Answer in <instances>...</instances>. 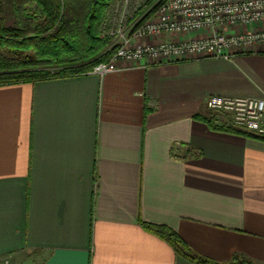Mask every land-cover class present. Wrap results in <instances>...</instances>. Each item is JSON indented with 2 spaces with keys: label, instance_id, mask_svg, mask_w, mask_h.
Segmentation results:
<instances>
[{
  "label": "crops",
  "instance_id": "0c3cea01",
  "mask_svg": "<svg viewBox=\"0 0 264 264\" xmlns=\"http://www.w3.org/2000/svg\"><path fill=\"white\" fill-rule=\"evenodd\" d=\"M231 51L1 84L0 261L196 264L144 221L217 262L264 264V139L204 120L210 96H264V44Z\"/></svg>",
  "mask_w": 264,
  "mask_h": 264
},
{
  "label": "built area",
  "instance_id": "2783aa9c",
  "mask_svg": "<svg viewBox=\"0 0 264 264\" xmlns=\"http://www.w3.org/2000/svg\"><path fill=\"white\" fill-rule=\"evenodd\" d=\"M106 23L113 29L109 34L117 48L109 61L98 63L88 72L99 76L126 68L120 61L132 66L143 58H230L234 48L264 44V0H110ZM234 27L241 30L227 32ZM199 31L206 34L144 42L164 33L188 35ZM206 106L214 113L216 125L264 137V96L213 95L206 99Z\"/></svg>",
  "mask_w": 264,
  "mask_h": 264
},
{
  "label": "trees",
  "instance_id": "16d2710c",
  "mask_svg": "<svg viewBox=\"0 0 264 264\" xmlns=\"http://www.w3.org/2000/svg\"><path fill=\"white\" fill-rule=\"evenodd\" d=\"M109 3L110 0H12L14 23L9 25L4 0H0V85L83 75L98 63L109 61L117 48L110 29L102 35L109 27ZM30 50L33 55L21 57V52ZM204 120L215 130L250 135L216 125L213 119ZM142 225L196 264H226L199 255L167 225L144 221ZM239 262L256 264L246 258Z\"/></svg>",
  "mask_w": 264,
  "mask_h": 264
},
{
  "label": "rangeland",
  "instance_id": "374dc122",
  "mask_svg": "<svg viewBox=\"0 0 264 264\" xmlns=\"http://www.w3.org/2000/svg\"><path fill=\"white\" fill-rule=\"evenodd\" d=\"M4 5H5V12H6V20H7L8 24L11 25V24L14 23V19H13V15H12V10H11L12 9V6H11L12 5V0H4ZM108 29H110L109 31H112L113 30L111 28V26L109 25V27L104 30V32L102 33V35H106L107 32H108ZM27 54L28 55H33L34 52H33V50H30V51H27V52H21V57L24 56V55H27ZM0 264H4V262H1L0 261Z\"/></svg>",
  "mask_w": 264,
  "mask_h": 264
}]
</instances>
